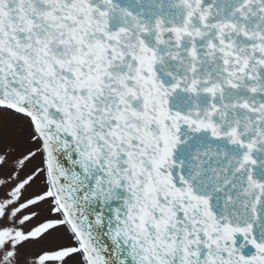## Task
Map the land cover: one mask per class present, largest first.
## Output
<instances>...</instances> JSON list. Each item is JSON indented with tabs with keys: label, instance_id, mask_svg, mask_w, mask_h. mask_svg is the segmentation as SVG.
<instances>
[{
	"label": "snow or ice",
	"instance_id": "6c2138e0",
	"mask_svg": "<svg viewBox=\"0 0 264 264\" xmlns=\"http://www.w3.org/2000/svg\"><path fill=\"white\" fill-rule=\"evenodd\" d=\"M0 264H264V0H0Z\"/></svg>",
	"mask_w": 264,
	"mask_h": 264
},
{
	"label": "water",
	"instance_id": "95a60500",
	"mask_svg": "<svg viewBox=\"0 0 264 264\" xmlns=\"http://www.w3.org/2000/svg\"><path fill=\"white\" fill-rule=\"evenodd\" d=\"M237 241H238V245H239V243L243 242V238L237 237ZM243 251L245 252V254H250L251 252H254V249H252L251 246L248 245Z\"/></svg>",
	"mask_w": 264,
	"mask_h": 264
}]
</instances>
